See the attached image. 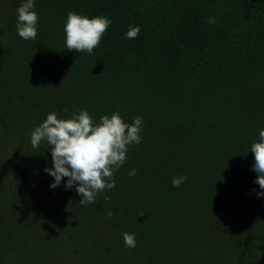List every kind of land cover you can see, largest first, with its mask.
<instances>
[{"label": "trees", "instance_id": "1", "mask_svg": "<svg viewBox=\"0 0 264 264\" xmlns=\"http://www.w3.org/2000/svg\"><path fill=\"white\" fill-rule=\"evenodd\" d=\"M23 2L0 0V264H264L250 150L264 129V0H35L34 40L17 32ZM70 11L112 21L91 55L65 47ZM82 109L96 123L143 117L115 188L87 206L67 177L51 187V148L30 139L50 112Z\"/></svg>", "mask_w": 264, "mask_h": 264}, {"label": "clouds", "instance_id": "2", "mask_svg": "<svg viewBox=\"0 0 264 264\" xmlns=\"http://www.w3.org/2000/svg\"><path fill=\"white\" fill-rule=\"evenodd\" d=\"M34 9L35 0H24L17 9V32L25 40H34L38 34V13ZM207 22L215 24L216 18L209 17ZM111 23L106 16L90 18L75 11L68 12L64 26L66 49L91 55ZM139 33V26L130 25L125 36L135 39ZM142 127L143 117L137 116L129 124L118 112L103 115L98 123L83 109L73 112L71 118H58L56 112H50L31 130L30 139L33 148H39L42 141L51 148L54 167L45 169L54 177L51 187L56 188L67 177L66 189L75 185L77 193L83 197L80 204L87 206L95 202L99 193L115 188L114 173L125 163L128 146L141 142ZM259 137V142L253 143L250 150L255 158L253 170L258 173L255 182L264 189V129L260 130ZM128 175L135 176V169ZM186 180V176L173 177L172 185L178 188ZM257 196H264V191ZM104 199L110 201L111 197ZM107 215L112 217L113 213L109 211ZM123 239L126 247L136 246L135 234L125 232Z\"/></svg>", "mask_w": 264, "mask_h": 264}]
</instances>
